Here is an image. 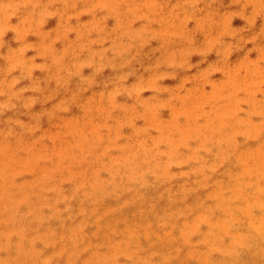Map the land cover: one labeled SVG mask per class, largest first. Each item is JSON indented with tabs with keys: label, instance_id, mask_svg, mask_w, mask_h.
I'll return each mask as SVG.
<instances>
[{
	"label": "rangeland",
	"instance_id": "1",
	"mask_svg": "<svg viewBox=\"0 0 264 264\" xmlns=\"http://www.w3.org/2000/svg\"><path fill=\"white\" fill-rule=\"evenodd\" d=\"M196 1L163 12L170 39L144 0H0V264H264V0ZM206 154L213 197L224 164L243 174L224 208L188 192Z\"/></svg>",
	"mask_w": 264,
	"mask_h": 264
},
{
	"label": "bare ground",
	"instance_id": "2",
	"mask_svg": "<svg viewBox=\"0 0 264 264\" xmlns=\"http://www.w3.org/2000/svg\"><path fill=\"white\" fill-rule=\"evenodd\" d=\"M144 1L148 4L150 11L154 12V17H155L154 22L157 24V25H155L156 27L162 29V28H166L167 26H171L174 28L171 30L172 36L170 37V39H172L174 36H176L178 34V32L180 34H182V33L179 30L175 29L174 22L173 23H170V22L166 23V21L164 20L166 18L162 15L163 12H165L166 10H170V12L172 11V13L178 12L177 16L182 17V15H185L184 12L186 11V9L184 7H186V6L193 7V6H195V4H197L196 0H180L176 4L166 3V2H163V0H153V1L144 0ZM261 2L262 1L258 2V4ZM198 4L200 5L199 2H198ZM157 5H159V6H157ZM3 6H4V4H3ZM237 9L238 8H236L235 12H237ZM225 24L227 25L228 22H226ZM180 27L181 28H187V27H185V25L182 26V24H180ZM227 28H229V25H227ZM99 31L101 32L100 29H99ZM196 32L201 33V34L204 32V25L201 21H198V27H197ZM123 33H124V30L120 34H118L120 37V40L123 39V36H125V34H123ZM185 36H186L185 38H187L190 36V34H186ZM120 40L118 38L114 37V39L111 40V42L116 43L117 41H120ZM111 50L113 51V49H111ZM110 54H112V52H110ZM112 60L115 61V58H113ZM100 76L103 77L102 74ZM259 106L255 110V113H257L258 115L260 114L261 117H264V103H262ZM254 123L260 127L258 131L263 132V138H259V139H261V140L263 139V142H264V120H263V124H262V122H260L257 119H255ZM213 125L214 124H212V122L204 124L205 127H211ZM214 134H215L214 132L209 131V133L207 135V140L213 139ZM144 139L143 140L139 139L138 141H136L137 142L136 148L139 150L142 147V150L140 152V154H141L140 156H146V153L152 149H154V151H157V144H158V142H160L159 141L160 138L157 135L153 136V140H152L153 145L151 147L150 146H142L143 144L146 143V142H144V141H146V138H144ZM219 147H220V144H217L215 146V150L217 151ZM222 149L227 152V155H228L227 157H229V160H234L236 158V156L238 155V148H237L236 143H231L230 141H227V145ZM223 150H220L219 152L218 151L217 152L218 153H224ZM159 153L163 154L164 151L160 149ZM259 153H264V151L260 150ZM259 155L260 154H257L256 156L258 157ZM207 156H209V154L202 156L201 160L197 163H195L196 162L195 158H192V161L189 160V161L184 163L185 171L182 172L183 176L195 179L192 188L196 189V191L189 189L188 192L193 197V200L195 202L203 203L204 205H208V206L213 205V207L217 206L218 208H224V207H226L225 205H227L228 201L234 197V194L237 192V189H238V185L235 184L236 181H233V179L237 177V178H239V180L240 179L242 180L243 174L240 173V176H239V173L235 172L238 174L236 176L234 172L233 173L229 172V164L228 163L224 164L223 171H224L225 175L221 176V180L223 179V181L225 182V183H223L224 184V188H223L224 189V191H223L224 195L222 196V198H219L218 195L214 194L215 197H213L211 194H209V191L202 189V186L200 188L196 187V185L200 186L202 184L200 178H203L205 176L206 179H210L213 177V176L211 177V174L209 173L208 168H207V164H206V157ZM145 168H147V167H145ZM159 169L162 170V167H160ZM225 169H226V172H225ZM163 170H164V168H163ZM146 172L147 173H154L153 175H156L154 170H153V172L149 171V170H147ZM162 173H164V172L162 171ZM162 175H164V174H162ZM214 176L217 178L216 174H214ZM246 177L247 178H245L243 180V183H240L243 185H241V187H239V190L240 189L243 190V192L249 197V199L251 201L250 204L251 203L257 204L256 208L258 210H260V205H259L260 203L258 204L257 196L259 195V191L261 190L259 188V186H260L259 184L262 181L257 176H249L248 174H246ZM136 179H137V176L135 175L133 180H136ZM178 188H180V186ZM141 189H142V187L139 188V191H141ZM200 189H202V192H203L201 195L197 193ZM80 193L83 194V192H80ZM88 196H89V194H88ZM137 214H140V213H137ZM241 214L245 218L243 220V222H245V223L253 221L256 218H260V217H257L258 215H255L253 213L250 214L248 211L247 212L242 211ZM140 215H142V214H140ZM128 219H129V217L124 218L122 220L123 225L119 224V226H121V227H118V232L120 233V235L122 236V235H128L129 234V237L134 239V240L144 238L145 237L144 235L136 234L137 231H136V227H134L135 224L134 223L129 224ZM263 219H264L263 217L260 218V221ZM112 220H113V218H112ZM112 220H109V221L111 222ZM112 226H113V228H115L116 227L115 223H112ZM150 228L151 227H149V228L140 227V230L146 232V230L148 231ZM123 231H127V232L123 234ZM62 236L63 235H60V237H62ZM163 240L164 239H163L162 235H160V237L157 236L154 241L161 242ZM254 242H255V239L252 238L251 244H253ZM119 251L122 253H127V256L129 258H132V259H135V257H138V255H136V254L129 253L128 246H123V247L119 248ZM149 264H151V263H149Z\"/></svg>",
	"mask_w": 264,
	"mask_h": 264
}]
</instances>
